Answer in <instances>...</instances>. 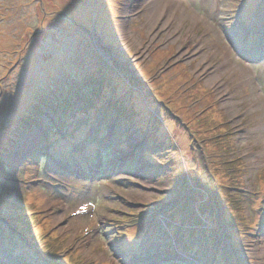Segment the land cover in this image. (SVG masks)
<instances>
[{
    "label": "rangeland",
    "instance_id": "rangeland-1",
    "mask_svg": "<svg viewBox=\"0 0 264 264\" xmlns=\"http://www.w3.org/2000/svg\"><path fill=\"white\" fill-rule=\"evenodd\" d=\"M150 1L0 0V264H264V0Z\"/></svg>",
    "mask_w": 264,
    "mask_h": 264
},
{
    "label": "bare ground",
    "instance_id": "bare-ground-1",
    "mask_svg": "<svg viewBox=\"0 0 264 264\" xmlns=\"http://www.w3.org/2000/svg\"><path fill=\"white\" fill-rule=\"evenodd\" d=\"M149 15L147 16V23H152L153 25H155V23H160L161 22V26L160 29L164 30L166 27H168V24L171 22L172 18L168 17V10H169V4L167 2L165 3H160L158 0H151L150 1V6H149ZM180 32V30H179ZM185 53V52H184ZM182 53V54H184ZM209 58L208 57H204L203 60L197 65V69L196 70H200L202 73L203 72H207L208 69H210L209 66ZM227 63V61L225 62V64ZM216 71V70H215ZM215 71H211L207 73V77L205 78V81L207 83L210 82H214L215 80L217 82L218 85V89H222V87H225L227 85V82H224L221 77H219V75L215 74ZM228 88V87H227ZM230 95V93L228 94ZM257 100V103H259V98H256L255 100H252V105L255 103V101ZM234 97L230 96V98L228 99H222V106L226 109V111H228L229 113L231 112V110L233 109L234 106ZM264 256V252L263 255Z\"/></svg>",
    "mask_w": 264,
    "mask_h": 264
},
{
    "label": "trees",
    "instance_id": "trees-1",
    "mask_svg": "<svg viewBox=\"0 0 264 264\" xmlns=\"http://www.w3.org/2000/svg\"><path fill=\"white\" fill-rule=\"evenodd\" d=\"M85 163H87V162H85ZM78 164L82 165L81 163H78ZM85 165H87V164H85Z\"/></svg>",
    "mask_w": 264,
    "mask_h": 264
}]
</instances>
